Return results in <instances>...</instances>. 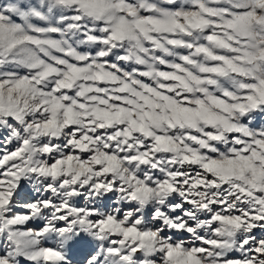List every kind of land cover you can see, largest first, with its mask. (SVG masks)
Instances as JSON below:
<instances>
[{"label": "snow or ice", "instance_id": "snow-or-ice-1", "mask_svg": "<svg viewBox=\"0 0 264 264\" xmlns=\"http://www.w3.org/2000/svg\"><path fill=\"white\" fill-rule=\"evenodd\" d=\"M0 264H264V0H0Z\"/></svg>", "mask_w": 264, "mask_h": 264}, {"label": "rangeland", "instance_id": "rangeland-1", "mask_svg": "<svg viewBox=\"0 0 264 264\" xmlns=\"http://www.w3.org/2000/svg\"><path fill=\"white\" fill-rule=\"evenodd\" d=\"M257 123H259V121H257Z\"/></svg>", "mask_w": 264, "mask_h": 264}]
</instances>
